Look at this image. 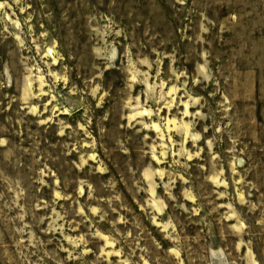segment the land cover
<instances>
[{"label":"rangeland","instance_id":"rangeland-1","mask_svg":"<svg viewBox=\"0 0 264 264\" xmlns=\"http://www.w3.org/2000/svg\"><path fill=\"white\" fill-rule=\"evenodd\" d=\"M0 264H264V0H0Z\"/></svg>","mask_w":264,"mask_h":264}]
</instances>
